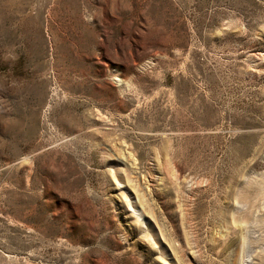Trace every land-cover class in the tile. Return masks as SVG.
<instances>
[{
    "label": "rangeland",
    "instance_id": "rangeland-1",
    "mask_svg": "<svg viewBox=\"0 0 264 264\" xmlns=\"http://www.w3.org/2000/svg\"><path fill=\"white\" fill-rule=\"evenodd\" d=\"M0 264H264V0H0Z\"/></svg>",
    "mask_w": 264,
    "mask_h": 264
}]
</instances>
